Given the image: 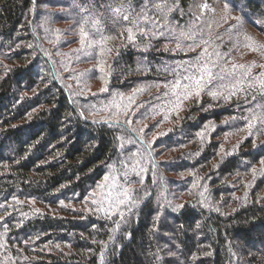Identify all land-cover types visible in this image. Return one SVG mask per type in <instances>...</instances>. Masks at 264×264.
<instances>
[{
    "label": "trees",
    "instance_id": "obj_1",
    "mask_svg": "<svg viewBox=\"0 0 264 264\" xmlns=\"http://www.w3.org/2000/svg\"><path fill=\"white\" fill-rule=\"evenodd\" d=\"M201 1L0 0V264H264V0Z\"/></svg>",
    "mask_w": 264,
    "mask_h": 264
},
{
    "label": "snow or ice",
    "instance_id": "obj_2",
    "mask_svg": "<svg viewBox=\"0 0 264 264\" xmlns=\"http://www.w3.org/2000/svg\"><path fill=\"white\" fill-rule=\"evenodd\" d=\"M201 8H208V4L204 3L202 5H200ZM225 9H227L228 5L227 3H225L224 5ZM116 11H119V9H116ZM214 11V9H213ZM124 20H128L129 17L127 15L123 16ZM96 23H99V21H96ZM129 32H131V29H129ZM89 33L84 29V27L82 26L80 28V43L83 45L86 42L88 43V46L91 47L93 45V43H95L94 41H90L89 39ZM102 39H106V38H102ZM250 46V45H249ZM205 68L207 67L206 65L204 66ZM241 67H243L241 65ZM209 75L211 76V73H209ZM261 75H264V73H262ZM187 79V78H186ZM179 83L177 82V84L174 87H179ZM261 86L264 87V81H261ZM203 77H199V78H195L193 79V83L192 84H186L184 85V98L188 99L191 96L195 95V96H199L201 91L203 90ZM211 95L215 96L217 95V93L212 92ZM262 164H264V160L261 161ZM107 180V177L105 178ZM125 195L127 194L126 192L124 193ZM123 201H121L122 203Z\"/></svg>",
    "mask_w": 264,
    "mask_h": 264
},
{
    "label": "rangeland",
    "instance_id": "obj_3",
    "mask_svg": "<svg viewBox=\"0 0 264 264\" xmlns=\"http://www.w3.org/2000/svg\"><path fill=\"white\" fill-rule=\"evenodd\" d=\"M204 3H207L208 4V8H201L200 5L204 4ZM199 9L201 10V12H205L206 10H209V11H212L213 10V7L211 6L210 2L208 0H202L200 3H199ZM102 105V104H101ZM96 110V109H95ZM113 195H116V193L114 192Z\"/></svg>",
    "mask_w": 264,
    "mask_h": 264
}]
</instances>
